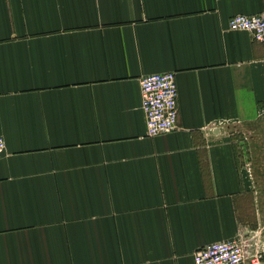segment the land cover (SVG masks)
Instances as JSON below:
<instances>
[{"label":"crops","instance_id":"0c3cea01","mask_svg":"<svg viewBox=\"0 0 264 264\" xmlns=\"http://www.w3.org/2000/svg\"><path fill=\"white\" fill-rule=\"evenodd\" d=\"M264 0H0V264H194L251 197L228 127L264 103ZM173 71L148 136L142 76Z\"/></svg>","mask_w":264,"mask_h":264},{"label":"built area","instance_id":"2783aa9c","mask_svg":"<svg viewBox=\"0 0 264 264\" xmlns=\"http://www.w3.org/2000/svg\"><path fill=\"white\" fill-rule=\"evenodd\" d=\"M234 31H249L264 45V12L255 15L237 14L229 21ZM141 109L146 117L147 135L154 137L176 128L179 119L178 84L173 71L152 73L141 77ZM0 137V157L5 152ZM194 264H264V256L248 247L243 235L220 240L198 249Z\"/></svg>","mask_w":264,"mask_h":264},{"label":"rangeland","instance_id":"374dc122","mask_svg":"<svg viewBox=\"0 0 264 264\" xmlns=\"http://www.w3.org/2000/svg\"><path fill=\"white\" fill-rule=\"evenodd\" d=\"M251 116L230 125L227 136L236 144L251 192L242 233L248 247L264 256V103Z\"/></svg>","mask_w":264,"mask_h":264}]
</instances>
